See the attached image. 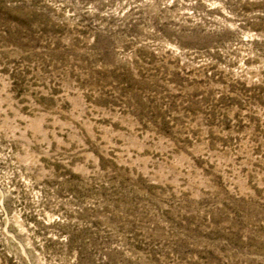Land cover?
<instances>
[{"label": "rangeland", "instance_id": "1", "mask_svg": "<svg viewBox=\"0 0 264 264\" xmlns=\"http://www.w3.org/2000/svg\"><path fill=\"white\" fill-rule=\"evenodd\" d=\"M0 264H264V0H0Z\"/></svg>", "mask_w": 264, "mask_h": 264}]
</instances>
